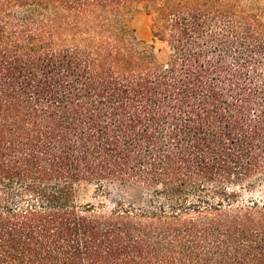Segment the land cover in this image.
<instances>
[{"label": "trees", "instance_id": "obj_1", "mask_svg": "<svg viewBox=\"0 0 264 264\" xmlns=\"http://www.w3.org/2000/svg\"><path fill=\"white\" fill-rule=\"evenodd\" d=\"M135 4L157 14L164 63L120 21ZM257 176L264 12L0 0V264H264V204L227 190ZM114 179L163 200L108 214L76 204L82 183Z\"/></svg>", "mask_w": 264, "mask_h": 264}, {"label": "rangeland", "instance_id": "obj_2", "mask_svg": "<svg viewBox=\"0 0 264 264\" xmlns=\"http://www.w3.org/2000/svg\"><path fill=\"white\" fill-rule=\"evenodd\" d=\"M238 9L252 11L255 13L264 12V0H230ZM29 8L18 11L25 12ZM91 12L101 13L99 8ZM45 16H52V11H43ZM59 16L65 15L62 8L56 10ZM119 18L132 33L134 41L147 46L154 53L159 63H164L169 56V49L165 43L156 40L152 36V30L156 25L157 14L153 8H144L143 5H131L119 13ZM228 192L235 194L234 200L241 205H249L255 202L264 204V176H257L243 182L227 185ZM162 201L160 194H155L151 188H146L126 180H108L102 182V188L94 183H82L77 188L76 204L94 205L103 214L113 211L118 205L131 206L134 208L146 207L149 204Z\"/></svg>", "mask_w": 264, "mask_h": 264}]
</instances>
